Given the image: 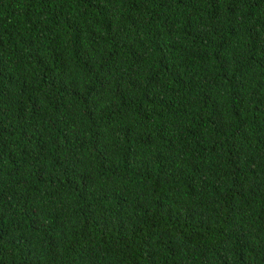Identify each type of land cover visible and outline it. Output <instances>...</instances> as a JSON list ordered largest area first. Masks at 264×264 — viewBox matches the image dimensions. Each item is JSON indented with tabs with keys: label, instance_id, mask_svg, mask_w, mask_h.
Instances as JSON below:
<instances>
[{
	"label": "trees",
	"instance_id": "obj_1",
	"mask_svg": "<svg viewBox=\"0 0 264 264\" xmlns=\"http://www.w3.org/2000/svg\"><path fill=\"white\" fill-rule=\"evenodd\" d=\"M0 264H264V0H0Z\"/></svg>",
	"mask_w": 264,
	"mask_h": 264
}]
</instances>
